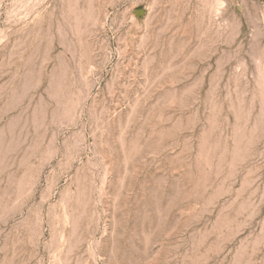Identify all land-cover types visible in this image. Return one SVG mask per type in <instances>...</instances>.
I'll return each instance as SVG.
<instances>
[{
    "label": "rangeland",
    "instance_id": "1",
    "mask_svg": "<svg viewBox=\"0 0 264 264\" xmlns=\"http://www.w3.org/2000/svg\"><path fill=\"white\" fill-rule=\"evenodd\" d=\"M0 264H264V0H0Z\"/></svg>",
    "mask_w": 264,
    "mask_h": 264
},
{
    "label": "water",
    "instance_id": "2",
    "mask_svg": "<svg viewBox=\"0 0 264 264\" xmlns=\"http://www.w3.org/2000/svg\"><path fill=\"white\" fill-rule=\"evenodd\" d=\"M143 11L141 10V11H137L136 13H135V15L137 16V17H140V16H142L143 15Z\"/></svg>",
    "mask_w": 264,
    "mask_h": 264
}]
</instances>
